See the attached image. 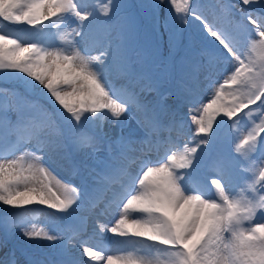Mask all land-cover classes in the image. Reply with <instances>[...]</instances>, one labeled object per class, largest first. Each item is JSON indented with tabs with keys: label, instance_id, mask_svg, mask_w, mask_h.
Instances as JSON below:
<instances>
[{
	"label": "snow or ice",
	"instance_id": "snow-or-ice-1",
	"mask_svg": "<svg viewBox=\"0 0 264 264\" xmlns=\"http://www.w3.org/2000/svg\"><path fill=\"white\" fill-rule=\"evenodd\" d=\"M151 7L162 12L165 30L172 26L176 95L194 126L186 131L175 119L162 122L167 96L142 98L156 79L138 69L144 58L133 59L132 30L117 20L113 0H94L91 8L86 0H0V21L27 25L35 37L24 43L0 31V71L19 73L34 98L14 109L0 104V205L25 209L9 213L3 227L60 242L56 259L35 264H264V222H256L264 216V0H154ZM193 71L207 74L204 99L186 94ZM133 118L143 133L140 149L122 131L110 138L105 130ZM224 128L228 148L217 147ZM173 131L187 140L177 143ZM66 147L96 157L85 182L111 191L117 213L98 230L130 247L103 254L80 244L77 258L70 249L75 228L56 224L52 232L29 218L26 206L34 204L50 210L53 224L74 218L82 189L51 166ZM206 168L214 173V198L205 195Z\"/></svg>",
	"mask_w": 264,
	"mask_h": 264
},
{
	"label": "rangeland",
	"instance_id": "rangeland-1",
	"mask_svg": "<svg viewBox=\"0 0 264 264\" xmlns=\"http://www.w3.org/2000/svg\"><path fill=\"white\" fill-rule=\"evenodd\" d=\"M129 0H113L114 5H120V8L114 9L118 12L117 20L124 23L132 30V37L136 35L137 26L136 22L133 21L131 13L126 11V6ZM91 8L94 5V0H86ZM201 3H207L208 0H199ZM152 21L149 23V28L151 29V38L144 34L145 27L141 29L140 40L136 38L132 40V47L134 49L133 59H135V54L140 53L144 58L143 64H137L138 69L149 72L156 79L154 84L155 90L150 94L145 93L142 97L147 101H156L161 95L167 96L166 109L161 115L162 122L167 125L171 120L175 119L179 124H181L186 131L191 125L189 108L184 102L180 101L176 95L177 91V80L175 78L173 56L169 54V35L171 31V25H169V30H165L163 27V14L160 10H155L149 14ZM2 22L0 21V28ZM34 32L26 25V29L18 33L15 38H19L24 43L34 42L35 37L32 36ZM218 75V74H217ZM217 75L211 77L212 80H216ZM207 74L204 72L193 71L184 80V87L187 89L186 94L195 96L199 99H204L207 95L209 84L206 78ZM10 83L13 85L19 84L18 80L14 77L10 78ZM22 100L20 103L26 101L34 100V98L24 92L21 94ZM5 101L15 108V99L10 95H4L0 97V104ZM27 109V104H24ZM9 115L14 120L16 118L15 112L10 111ZM230 123V122H228ZM244 123H247L246 121ZM194 127V126H192ZM105 130L109 133L110 138H115L117 135L121 134L134 143L131 145L134 149H140L141 144L139 141L143 138V133L138 129L136 124V119L133 118L131 121H125L123 125L116 126L113 124H106ZM229 133L228 128H224L221 132V143L217 147L228 148L229 144L226 142L225 138ZM163 137H167L169 133L163 132L161 134ZM173 139L177 143H184L187 140V136L184 134H179L176 131L171 133ZM145 152L150 159H155L157 156L156 151L147 152V146H144ZM161 151H163L161 149ZM134 155H141L139 151L133 153ZM100 157L104 156L103 146L101 152L98 154ZM140 161L138 160L135 164L130 166V171L136 174L139 169ZM53 169L55 172L64 180L70 181L73 184L79 185L82 189L81 199L79 207L76 208L73 219L69 220H58L53 224L51 218L48 216L50 210L42 208L39 205L26 206L30 209L29 218L37 223L38 226H43L46 230L56 232L58 231L56 224L60 226L61 229H67L69 227L76 229V235L73 238L72 245L70 246L71 251L80 244H86L93 248L94 250L100 251L101 240L100 237L95 236L92 231L95 228L96 223L92 225V221L96 220L98 223H102L108 226L114 222L117 213L113 210L114 205L110 203L112 199L111 191L94 190L85 182L88 169L96 166V157L84 158L83 156L75 154L70 147H66L65 154L62 158H57L52 162ZM74 168L78 169V172L74 174ZM214 176V173L210 169H205L202 173V180L206 198L211 196L214 198L215 189L211 188L210 179ZM120 185H114V188L119 189ZM95 205V206H93ZM107 209V211H105ZM25 209H12L8 206L0 205V261L14 260L15 264H35L37 261H51L56 259V252L60 247V242H50L47 240H29L21 234L20 230H15L13 233H6L3 227V219L6 218L9 213H23ZM256 222H264V216L260 213L257 214ZM89 225V226H88ZM89 229V231L87 229ZM71 236L72 232L68 231L64 233ZM121 238L114 236L110 233L107 242L108 245L105 247L103 254H113L117 249H121L117 241ZM105 241V240H103ZM126 248V245L124 246ZM123 247V248H124ZM111 250V251H110Z\"/></svg>",
	"mask_w": 264,
	"mask_h": 264
},
{
	"label": "trees",
	"instance_id": "trees-1",
	"mask_svg": "<svg viewBox=\"0 0 264 264\" xmlns=\"http://www.w3.org/2000/svg\"><path fill=\"white\" fill-rule=\"evenodd\" d=\"M154 3V0H129L128 4L126 6V11H129L132 15L133 21L136 22L137 31L136 35L132 37V40H135L138 38L140 40L141 37V29L145 27L144 34L147 35V37L151 38L152 32L149 28V23L152 21L151 17H149V14L152 12H155L151 5ZM2 22V26L0 28V31H3L5 34H8L10 36H13L14 38L18 33L26 29V25H15V24H8L7 22ZM20 74L17 72H2L0 71V89H6L11 91H15L17 95L12 96L15 99V102H20L22 100L21 94H23L25 91L20 84H11L10 78L18 77ZM29 95V92H27ZM0 97H4V95H0ZM19 264H22L19 262Z\"/></svg>",
	"mask_w": 264,
	"mask_h": 264
},
{
	"label": "bare ground",
	"instance_id": "bare-ground-1",
	"mask_svg": "<svg viewBox=\"0 0 264 264\" xmlns=\"http://www.w3.org/2000/svg\"><path fill=\"white\" fill-rule=\"evenodd\" d=\"M156 153V152H155ZM160 154L162 155L163 154V151H160ZM96 223V226L95 228L92 229V231L95 233L94 235L97 236V237H100L101 240L99 242H101L100 245V252H104L105 250V247L108 245V242H107V239H108V236H110V233L108 232H104V233H100L99 230H98V225H97V221L96 220H93L92 221V225H94ZM89 226V225H88ZM87 229V228H85ZM89 231V229H87ZM124 238H121L119 241L123 240ZM105 240V241H103ZM107 244V245H106ZM126 245V248L127 247H130L128 246L127 244H119V247L120 248H123L124 246ZM125 248V247H124ZM111 251V250H110ZM75 256H77V258H79V245H77L76 247H74V249L71 251Z\"/></svg>",
	"mask_w": 264,
	"mask_h": 264
}]
</instances>
